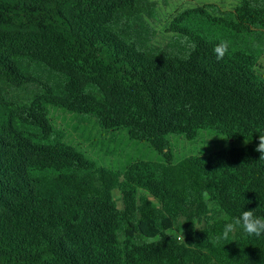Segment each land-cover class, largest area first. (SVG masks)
<instances>
[{"label": "trees", "instance_id": "16d2710c", "mask_svg": "<svg viewBox=\"0 0 264 264\" xmlns=\"http://www.w3.org/2000/svg\"><path fill=\"white\" fill-rule=\"evenodd\" d=\"M156 7L0 0V264H264V235L237 230L212 243L223 214L264 216L255 151L264 134L256 74L264 0L177 12L163 46L154 43ZM51 107L125 130L164 161L98 166L63 142ZM206 129L253 145L173 163L167 137L194 140Z\"/></svg>", "mask_w": 264, "mask_h": 264}, {"label": "rangeland", "instance_id": "374dc122", "mask_svg": "<svg viewBox=\"0 0 264 264\" xmlns=\"http://www.w3.org/2000/svg\"><path fill=\"white\" fill-rule=\"evenodd\" d=\"M157 3L156 15L151 25L156 30V45H165L170 34L165 32L173 16L180 11L205 4H213L220 12L232 11L239 0H153ZM221 38L222 33H212ZM256 74L264 78V56L258 61ZM51 124L63 133V142L76 148L98 166L113 171H124L136 161L163 162L164 159L152 149L149 143L130 140L125 130L105 131L98 127L94 119L77 115L59 108H49ZM172 162L177 163L190 156L207 155L226 147H245L250 142L231 141L216 135L212 130H200L194 140L182 135L167 137ZM114 197L120 207L117 192Z\"/></svg>", "mask_w": 264, "mask_h": 264}, {"label": "clouds", "instance_id": "9594fccd", "mask_svg": "<svg viewBox=\"0 0 264 264\" xmlns=\"http://www.w3.org/2000/svg\"><path fill=\"white\" fill-rule=\"evenodd\" d=\"M217 55V59H222L223 55L227 52V45L223 43L217 45L214 49ZM259 143L255 151L261 155L259 159L264 160V134H258ZM207 196V192L204 193ZM225 221L223 232L221 235L216 236L212 243L219 244L221 240H227L230 234L235 233L237 230H242L248 236L261 237L264 235V216L256 215V209L243 210L239 216L230 217L226 213L223 214ZM177 240L184 241V234L172 232ZM148 242H152L151 238H148Z\"/></svg>", "mask_w": 264, "mask_h": 264}]
</instances>
